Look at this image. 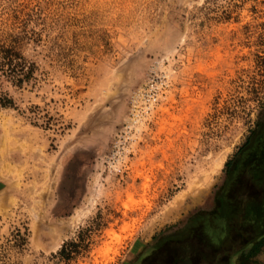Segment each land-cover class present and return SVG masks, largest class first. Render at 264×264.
<instances>
[{"label": "rangeland", "instance_id": "obj_1", "mask_svg": "<svg viewBox=\"0 0 264 264\" xmlns=\"http://www.w3.org/2000/svg\"><path fill=\"white\" fill-rule=\"evenodd\" d=\"M8 36L37 72L0 78V264L215 258L264 135V0H0ZM228 264H264V233Z\"/></svg>", "mask_w": 264, "mask_h": 264}, {"label": "trees", "instance_id": "obj_2", "mask_svg": "<svg viewBox=\"0 0 264 264\" xmlns=\"http://www.w3.org/2000/svg\"><path fill=\"white\" fill-rule=\"evenodd\" d=\"M36 72L35 63L28 61L22 54L20 37L8 36L6 40H0V78L10 86L20 89L23 85L36 81ZM13 107L14 103L10 95L0 88V109ZM263 174L264 135L262 133L256 145L243 158L233 181L225 188V203L231 206L233 211H227V230L221 241L215 243V258L203 260L199 264H228L231 256L253 245L263 236L264 185L259 180ZM260 224L262 225L259 230ZM97 230L98 225L93 221L89 226L78 229L74 239L62 243L58 255L64 261L70 262L88 253L92 244V235ZM187 259V257L174 258L172 264H191V260Z\"/></svg>", "mask_w": 264, "mask_h": 264}]
</instances>
